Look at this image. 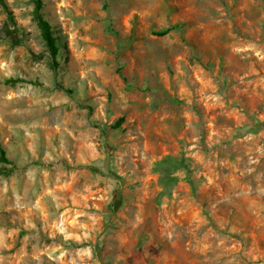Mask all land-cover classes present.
<instances>
[{
	"label": "rangeland",
	"instance_id": "obj_1",
	"mask_svg": "<svg viewBox=\"0 0 264 264\" xmlns=\"http://www.w3.org/2000/svg\"><path fill=\"white\" fill-rule=\"evenodd\" d=\"M4 1L0 264H264V0Z\"/></svg>",
	"mask_w": 264,
	"mask_h": 264
},
{
	"label": "trees",
	"instance_id": "obj_2",
	"mask_svg": "<svg viewBox=\"0 0 264 264\" xmlns=\"http://www.w3.org/2000/svg\"><path fill=\"white\" fill-rule=\"evenodd\" d=\"M33 4L32 13L33 18L36 21L37 27L39 29L40 36L45 45L46 52L49 56V66L54 74L57 73L58 68L61 64L60 60H64L60 56V44L57 34L54 32V28L52 27L51 22L45 17V15L41 12V9L44 5L43 0H30ZM0 5L3 8L7 21L4 24V27L0 29V34H2L11 45H20L24 43L22 38V31L20 27H18L11 10L4 0H0ZM167 31V29L162 30L160 34H163ZM118 75L125 81V77L120 73V69H117ZM15 80V79H14ZM56 88L65 91L66 93H71V87H67L62 85L61 83H56ZM123 121L122 118L117 119L114 127H118L120 123ZM8 148L0 141V164L6 167L7 165H12L13 162L8 156ZM161 162V161H160ZM173 167H178L181 165L180 162H173ZM6 170H8L6 168ZM169 179L174 180L172 177Z\"/></svg>",
	"mask_w": 264,
	"mask_h": 264
}]
</instances>
